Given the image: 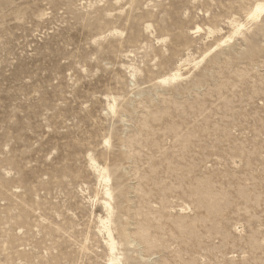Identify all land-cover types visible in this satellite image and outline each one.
<instances>
[{"label": "rangeland", "instance_id": "obj_1", "mask_svg": "<svg viewBox=\"0 0 264 264\" xmlns=\"http://www.w3.org/2000/svg\"><path fill=\"white\" fill-rule=\"evenodd\" d=\"M258 3L0 0V264H264Z\"/></svg>", "mask_w": 264, "mask_h": 264}, {"label": "bare ground", "instance_id": "obj_2", "mask_svg": "<svg viewBox=\"0 0 264 264\" xmlns=\"http://www.w3.org/2000/svg\"><path fill=\"white\" fill-rule=\"evenodd\" d=\"M262 14H264V3H258L256 4V6L254 7V9L251 11L250 13V18L252 19H256L259 20L260 18H262ZM241 27V26H240ZM239 27V29H240ZM238 30V28H237ZM215 49V48H214ZM178 77H180V74H173L170 78L172 80H176ZM163 80V79H162ZM108 171V170H107ZM103 172V171H102ZM108 175V174H107ZM108 178V177H107ZM110 181V180H109ZM107 194L109 195V192L107 191ZM110 233V232H109ZM112 237V236H110ZM112 239V238H111ZM112 248L114 249V246L112 245ZM111 249V247H110ZM115 251V250H114ZM112 252V250H111Z\"/></svg>", "mask_w": 264, "mask_h": 264}]
</instances>
